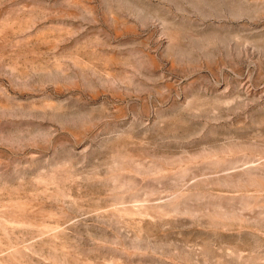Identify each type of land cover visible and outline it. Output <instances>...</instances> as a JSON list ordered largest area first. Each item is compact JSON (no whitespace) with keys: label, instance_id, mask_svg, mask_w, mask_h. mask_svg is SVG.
I'll return each instance as SVG.
<instances>
[{"label":"rangeland","instance_id":"obj_1","mask_svg":"<svg viewBox=\"0 0 264 264\" xmlns=\"http://www.w3.org/2000/svg\"><path fill=\"white\" fill-rule=\"evenodd\" d=\"M0 264H264V0H0Z\"/></svg>","mask_w":264,"mask_h":264}]
</instances>
